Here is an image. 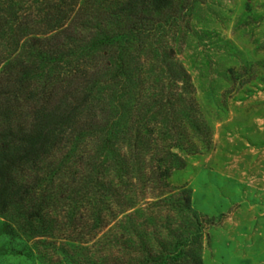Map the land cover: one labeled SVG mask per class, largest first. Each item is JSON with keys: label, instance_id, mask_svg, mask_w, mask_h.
<instances>
[{"label": "trees", "instance_id": "obj_1", "mask_svg": "<svg viewBox=\"0 0 264 264\" xmlns=\"http://www.w3.org/2000/svg\"><path fill=\"white\" fill-rule=\"evenodd\" d=\"M188 1L0 0V217L39 259L203 264L204 226L189 189L152 203H175V227L144 214L148 189L158 188L150 185L184 168L172 151L184 146H168L147 176L139 140L148 120L138 118L135 132L128 125L149 107L147 80L168 89L152 102L155 114L193 92L172 45ZM188 121L200 137V122ZM77 248L90 254L79 258Z\"/></svg>", "mask_w": 264, "mask_h": 264}, {"label": "rangeland", "instance_id": "obj_2", "mask_svg": "<svg viewBox=\"0 0 264 264\" xmlns=\"http://www.w3.org/2000/svg\"><path fill=\"white\" fill-rule=\"evenodd\" d=\"M188 2L172 45L191 76L193 92L184 93L169 113L164 109L155 114L152 102L168 89L162 90L158 78L147 80L143 100L149 107L135 109V122L128 121L135 132L138 118L148 120L139 140L147 176L166 157L168 146H184L172 148L184 160V168L150 185L158 188L148 189L150 205L144 214L175 227V203H152L161 192L175 198L187 188L204 226L203 264H264V0ZM190 118L200 122V137L193 133ZM84 213L83 222L90 224L88 211ZM3 223L0 217V264H60L57 253L50 262L39 259L30 250L33 241L14 239ZM107 233L109 227L99 236ZM76 253L83 259L90 254L80 248Z\"/></svg>", "mask_w": 264, "mask_h": 264}]
</instances>
